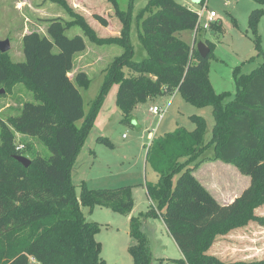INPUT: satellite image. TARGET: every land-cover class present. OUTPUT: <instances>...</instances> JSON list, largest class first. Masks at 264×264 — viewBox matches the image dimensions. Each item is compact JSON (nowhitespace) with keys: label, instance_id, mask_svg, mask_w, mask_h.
<instances>
[{"label":"trees","instance_id":"obj_1","mask_svg":"<svg viewBox=\"0 0 264 264\" xmlns=\"http://www.w3.org/2000/svg\"><path fill=\"white\" fill-rule=\"evenodd\" d=\"M49 1L62 7L71 20H49L47 35L26 34L23 63H14L9 53L0 52V85L9 93L15 85L23 84L36 101L26 102L19 116L0 122V264H106L102 245L95 238L98 225L88 222L82 209L103 207L129 215L135 207L131 186L92 190L81 185L77 196L72 172L97 104L85 115L79 89L88 86V76L81 72L74 81L69 77L75 56L86 50L82 37L69 39L65 35L74 27H80L98 46L124 50L108 66L100 97L117 84L116 103L125 120L148 99L175 92L194 106L213 108L214 126L208 142L207 121L192 116L196 124L192 132L178 129L153 139L149 148L147 162L158 182L146 185L153 203L147 215L163 221L182 253L179 260H158V264H264V260L226 263L208 254L218 237L252 222L264 226V217L255 213L264 206V50L257 71L241 75L236 70L237 93L225 102L231 94H217L209 78V57L215 46L206 41L211 53L205 59L200 56L196 47L198 14L189 7L174 0L149 1L139 14V38L147 57L135 62L130 17L119 10L118 0L107 1L122 29L118 37L108 38L98 37L66 0ZM257 2L264 6V0ZM263 14L264 9H258L250 15L249 26L255 32ZM94 17L108 27L104 17ZM184 31H196L194 45L179 37ZM83 119L78 127L76 123ZM18 134L42 142L50 158L35 156L25 168L15 159L25 153L16 150ZM218 160L237 167L251 180L229 205L220 204L194 175L204 163ZM130 235L136 243L129 248L134 264L156 261L140 229V218H131Z\"/></svg>","mask_w":264,"mask_h":264},{"label":"rangeland","instance_id":"obj_2","mask_svg":"<svg viewBox=\"0 0 264 264\" xmlns=\"http://www.w3.org/2000/svg\"><path fill=\"white\" fill-rule=\"evenodd\" d=\"M149 1L118 0L119 10L128 13L130 17V39L135 62H141L147 57V51L139 38V14L147 7ZM174 1L196 13L206 8L202 24L206 22L210 12L217 14L216 23L209 30L200 29L197 43L206 44V41H209L214 44L215 48L209 57V78L214 91L217 94H231L225 102L231 101L237 93L234 77L236 70H240L241 75H249L257 71L263 63L260 54L264 50V14L256 32L250 28L249 19L255 10L264 9V6L257 0ZM80 3L82 2L77 3L78 8H84L86 13L91 15L98 13L110 20L109 30L93 26L98 37L120 35L122 23L115 16V10L107 0H83L85 6H81ZM74 10L78 11L76 8ZM55 17H64L67 22L71 20L62 7L49 0H0V40L11 41V50L8 53L12 62L25 61L20 41L24 31L47 35L48 20L45 18ZM112 31L115 34H112ZM65 35L69 39L80 36L86 44V50L75 56L74 70L69 76L73 81L81 72L88 76V86L79 89L84 101L85 115H88L97 104L91 130L77 156L72 172L77 196L80 197L81 185L92 190L131 186L135 200V207L129 215L103 207H96L93 210L82 209L87 221L98 225L99 231L95 238L102 245V259L106 264H134L129 252V248L136 244L130 235L132 217L140 218V229L147 237L149 251L156 260L154 264H158V260L171 262L181 259L182 253L163 221L147 215L153 203L147 195L146 185L158 182L157 174L147 162V155L153 139L166 137L181 128L192 132L196 128L192 116L203 117L207 121L205 142H208L214 126L212 106L202 108L194 106L179 92L161 94L137 106L131 117L125 120L116 103L117 84L108 87L105 94L100 97L108 78L106 71L108 66L116 57L121 56L124 50L119 46L94 44L84 36L80 27L68 29ZM179 37L192 46L196 31H184ZM54 52L58 53V49L55 48ZM2 89L5 90L0 85V90ZM26 102L36 101L32 92L23 84L15 85L9 93L5 90V94L0 96V122L19 116ZM153 107L166 112L163 119L150 112ZM83 123L84 119L78 121L76 125L81 127ZM99 138L102 139L98 140ZM15 144L25 146L23 156L29 160L35 156L45 159L51 156L48 148L35 138L18 134ZM194 175L198 180L206 181L217 196H223L222 191L227 192L229 189L230 191L234 189L238 196L249 183L251 185V180L241 174L237 167L219 160L204 163ZM255 213L259 217H264V206L256 209ZM208 254L223 259L226 263L264 260V226L252 222L244 228L221 236L216 239Z\"/></svg>","mask_w":264,"mask_h":264},{"label":"crops","instance_id":"obj_3","mask_svg":"<svg viewBox=\"0 0 264 264\" xmlns=\"http://www.w3.org/2000/svg\"><path fill=\"white\" fill-rule=\"evenodd\" d=\"M67 2H68V4H69V6L70 7H74V8H76L78 11H76L77 13H79V14H81L85 19H87V22L91 25V27L93 28V26L94 27H96V26H100L101 28H105L106 30H109V24H110V20L107 18V17H105V16H103V15H100V16H102V17H104L107 21H108V27H103L96 19H95V15H99L98 13H94L93 15H91L90 13H86L85 12V10H84V8L82 9V8H78V2L79 1H81L82 3H80V5L82 6H85L84 4H83V0H77L78 2H76L75 0H66ZM81 12V13H80ZM43 18V17H42ZM55 18H62L63 20H66L64 17H55ZM55 18H52V19H55ZM44 19V18H43ZM45 20H51V19H47V18H45ZM90 20H93L92 22L90 21ZM48 21H47V24L49 25V23H48ZM69 22V21H68ZM25 27H28V26H25ZM47 29H48V26H47ZM29 33H31V32H29V31H24V33L20 36V41L22 42V39H23V37L26 35V34H29ZM116 33H118V31L116 32ZM112 34H115V33H113V31H112ZM119 34V33H118ZM46 35V34H45ZM71 74V73H70ZM70 74H69V76H70ZM210 177V176H209ZM249 178V177H248ZM250 179V178H249ZM200 181H201V183L208 189V191L216 198V200L220 203V204H222V205H229V204H231V203H233L234 202V200L237 198V197H239L249 186H250V183H249V185H247V187H245L243 190H242V192H241V194L240 195H238V196H236V192L234 191V189L233 190H231L230 191V189L227 191V192H223L222 191V195L223 196H217L214 192H213V189L210 187V186H208V184L206 183V181L204 182L203 180H201V179H199ZM251 182V181H250ZM156 184V183H155ZM225 194H227V195H225ZM225 195V196H224ZM219 238V237H218ZM217 238V239H218ZM214 246V245H213ZM221 258V257H220ZM220 260H222V261H224L223 259H220Z\"/></svg>","mask_w":264,"mask_h":264},{"label":"water","instance_id":"obj_4","mask_svg":"<svg viewBox=\"0 0 264 264\" xmlns=\"http://www.w3.org/2000/svg\"><path fill=\"white\" fill-rule=\"evenodd\" d=\"M195 42V41H194ZM194 45V44H193ZM197 47V50H198V53L200 54V56L205 59L207 58L210 53H211V49L203 42H199L197 43L196 45ZM11 50V41L10 40H0V52L5 54V53H8L10 52ZM5 94V90H0V96L4 95ZM15 159L21 164L23 165L25 168H29L30 165H31V161L27 158V157H24V156H16ZM151 264H154L151 263Z\"/></svg>","mask_w":264,"mask_h":264},{"label":"built area","instance_id":"obj_5","mask_svg":"<svg viewBox=\"0 0 264 264\" xmlns=\"http://www.w3.org/2000/svg\"><path fill=\"white\" fill-rule=\"evenodd\" d=\"M205 11H206V8H204L201 12L197 13L198 14V28L199 29H202L204 31H207L211 28L212 25H214L216 23V18H217V14L215 12H210L208 17H207V20L205 23L202 24V20H203V17H204V14H205ZM150 112L155 114V115H158L161 117V119L164 118V115H165V111H162L160 108L158 107H153L150 109ZM25 148L24 145H18L16 150L17 151H23Z\"/></svg>","mask_w":264,"mask_h":264}]
</instances>
